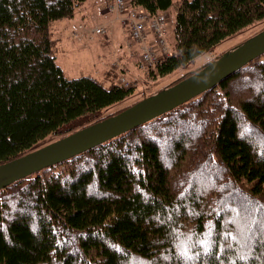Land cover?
Returning <instances> with one entry per match:
<instances>
[{
	"label": "trees",
	"instance_id": "1",
	"mask_svg": "<svg viewBox=\"0 0 264 264\" xmlns=\"http://www.w3.org/2000/svg\"><path fill=\"white\" fill-rule=\"evenodd\" d=\"M85 1L0 0V164L140 101L102 115L133 88L68 79L56 63L50 27ZM127 2L173 15L171 55L148 76L186 70L264 22V0ZM0 264H264V54L166 113L1 189Z\"/></svg>",
	"mask_w": 264,
	"mask_h": 264
},
{
	"label": "water",
	"instance_id": "2",
	"mask_svg": "<svg viewBox=\"0 0 264 264\" xmlns=\"http://www.w3.org/2000/svg\"><path fill=\"white\" fill-rule=\"evenodd\" d=\"M262 54L264 30L230 48L196 73L141 99L125 110L0 164V190L43 168L90 150L197 97Z\"/></svg>",
	"mask_w": 264,
	"mask_h": 264
},
{
	"label": "rangeland",
	"instance_id": "3",
	"mask_svg": "<svg viewBox=\"0 0 264 264\" xmlns=\"http://www.w3.org/2000/svg\"><path fill=\"white\" fill-rule=\"evenodd\" d=\"M86 11L88 12L89 8L87 7L86 9H84L83 5L81 8L76 9L74 12V17L71 19V21H73V24L79 22L81 19L80 13L86 12ZM168 15H169V18L167 20V27H168V33L170 34L172 21H173V15L170 11L168 12ZM106 16H107V18L112 17V20H113L112 15L110 16V14H107ZM86 17H88V16H86ZM88 18L89 19H87L85 21V23L87 25H94L96 22L99 23L98 18H97V21L90 18V16ZM58 26H59V24L56 23V27H57L56 29H53L54 24H52L50 27V28H52L50 30V36L52 39V51H53V54L55 56L56 63L61 67L63 74L66 78L71 79V78L89 75V76L95 77L98 81L102 82L104 85L108 84L109 82L117 83L116 80H118V79L115 80L114 78H112V76H110V78L104 77L105 74L100 73V69L98 67L95 68L94 62L98 61L97 59H99V62L102 61L106 67L108 66L107 60L110 56L109 51L111 49V47L109 45L105 44L106 48L104 47L102 49L94 48L96 51H92V52H88V51L86 52V51H83L80 49L75 50L74 46H70L69 50L65 49L64 48V44L66 42L65 39L67 40V42H69V44L74 43L76 45L82 46L83 44H87V43H85L83 41L84 38L80 42L79 41L78 42L71 41L69 38L73 39V37L67 38L66 37L67 33H66V36H64V39L61 38L60 40H58V38L61 34L58 30ZM262 27H264V22L256 24V25H252V27L247 28L244 31H241L240 34L219 43L218 46L216 47V49H214V51L211 54H207L206 56H199L198 58H196V63L193 64L192 66L188 67L186 70L179 69L176 72L172 73L171 75L164 76V77L148 76L147 75L148 69H145V68L141 69L138 66V57L136 56V53L133 56L127 55L129 57L128 59L132 63L131 66L133 67V70H130L128 68L127 72H126V77L128 78V80L131 81V87L133 88V94L123 103L113 105V106L107 108L106 110H104L102 115H106L109 112L116 111L117 109H121L127 105H130V104H132L138 100H141V99L147 97L146 95H148L150 92H154L155 90L171 83L172 81L177 79L179 76L184 74L185 71L196 69V67H198L199 65L207 62L208 59L215 57V56H218L219 53H221L222 51L229 50L232 46L238 44L239 42H241L242 40H244L245 38L250 36L253 32L258 31ZM55 30H58L59 34H57V32ZM111 30H113V32L119 36V39L117 38V41L118 42L120 41V43H122V44L125 43L126 37L127 38L129 37V36H125L122 38L119 35L120 28L115 21H113V23H112V29ZM80 35L81 34L79 33L77 35V37L80 38ZM76 39H78V38H76ZM76 39H74V40H76ZM104 39H105V37H103V36H98V35L92 36L93 41H97V40L101 41ZM170 39H171V37L168 36L169 46H170ZM92 45H95V44H92ZM95 46L97 47V44ZM170 49H171V47H170ZM97 52H99V55H101V56L96 55ZM100 58H102V59L100 60ZM56 139H57V137L47 138L44 141V143L47 144V143H50L52 141H55Z\"/></svg>",
	"mask_w": 264,
	"mask_h": 264
},
{
	"label": "built area",
	"instance_id": "4",
	"mask_svg": "<svg viewBox=\"0 0 264 264\" xmlns=\"http://www.w3.org/2000/svg\"><path fill=\"white\" fill-rule=\"evenodd\" d=\"M105 9L128 32L126 50L129 56H133L132 48L133 51L134 47L137 49L138 66L141 69L154 67L171 55L167 27L169 15L166 11L148 14L131 8L127 0H108L105 2ZM91 32L98 36H105L107 33L103 26L95 27ZM77 35L73 33V37L77 38ZM112 65L119 73L117 83L124 88L131 87V81L126 77L127 69L117 60Z\"/></svg>",
	"mask_w": 264,
	"mask_h": 264
},
{
	"label": "crops",
	"instance_id": "5",
	"mask_svg": "<svg viewBox=\"0 0 264 264\" xmlns=\"http://www.w3.org/2000/svg\"><path fill=\"white\" fill-rule=\"evenodd\" d=\"M106 1L107 0H86L85 3L83 4V7H84V9H86L88 7L89 11L80 13L81 19L79 22L73 24V21H71V20H62L59 22H55L53 29L57 28L56 23L59 24L58 30L61 34H60L58 40H60L61 38L64 39V36H66V33H67V36H66L67 38L72 37V32H75V33L81 34L80 38L78 40H74V38L73 39L69 38L71 41H76V42L79 41L80 42L84 38L83 41L85 43H87V44H83L82 46H80V45H76L74 43L69 44V42H67V40L65 39L66 42L64 44V48L68 49V50H69L70 46H74L75 50L80 49V50H83L86 52L87 51L92 52V51H96L94 48L102 49L104 47L106 48L105 44L109 45L111 47V49L109 51L110 56H109L108 60L106 59L108 62V66L106 67L102 61L99 62V59H97L98 61H95L94 63H95V68L98 67L100 69V73L105 74L104 77L110 78V76H112V78H114L116 80L119 77V73L115 68H113L112 64L114 63V61L117 60V62L120 65L124 66L126 69L129 68L130 70H133V67L131 66L132 63L128 59L129 57L127 56L128 55V50H126L127 37L125 39L124 44L120 43V41L119 42L117 41V38L119 39V36L117 34H115L113 32V30H111L113 21H115L118 24V26L120 28L119 35L122 38L125 36H128V32L120 27L119 23L116 21L115 17L112 14H110V16L111 15L113 16V20H112V17L107 18L106 15L109 13H107L106 9H105V2ZM81 7H79V8H81ZM86 16H88V17L90 16V18H92L95 21H97V18H98L99 23L96 22L94 25H87L85 23V21L89 18ZM79 26L82 27L81 30L79 29ZM98 26L105 27L107 30L106 36L107 35L108 36L104 40L93 41L92 36L94 34L91 33V30L94 27H98ZM58 30H55L57 32V34H59ZM92 44H95V45L97 44V47L95 45H92ZM134 49H135V51H137V49L135 47H134ZM133 52L134 51L132 48V53ZM96 55L101 56V55H99V52H97ZM101 59L102 58H100V60Z\"/></svg>",
	"mask_w": 264,
	"mask_h": 264
}]
</instances>
